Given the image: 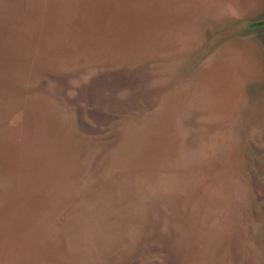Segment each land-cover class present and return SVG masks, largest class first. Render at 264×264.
Here are the masks:
<instances>
[{
  "label": "rangeland",
  "instance_id": "obj_1",
  "mask_svg": "<svg viewBox=\"0 0 264 264\" xmlns=\"http://www.w3.org/2000/svg\"><path fill=\"white\" fill-rule=\"evenodd\" d=\"M264 0H0V264H264Z\"/></svg>",
  "mask_w": 264,
  "mask_h": 264
},
{
  "label": "trees",
  "instance_id": "obj_2",
  "mask_svg": "<svg viewBox=\"0 0 264 264\" xmlns=\"http://www.w3.org/2000/svg\"><path fill=\"white\" fill-rule=\"evenodd\" d=\"M254 26H264V20L255 21L252 23Z\"/></svg>",
  "mask_w": 264,
  "mask_h": 264
}]
</instances>
